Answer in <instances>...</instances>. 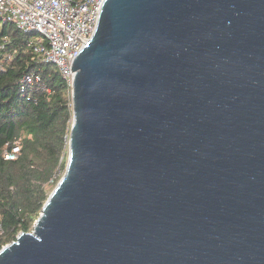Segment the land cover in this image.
I'll use <instances>...</instances> for the list:
<instances>
[{
    "label": "water",
    "instance_id": "obj_1",
    "mask_svg": "<svg viewBox=\"0 0 264 264\" xmlns=\"http://www.w3.org/2000/svg\"><path fill=\"white\" fill-rule=\"evenodd\" d=\"M73 70L66 170L0 264H264V0H105Z\"/></svg>",
    "mask_w": 264,
    "mask_h": 264
},
{
    "label": "trees",
    "instance_id": "obj_2",
    "mask_svg": "<svg viewBox=\"0 0 264 264\" xmlns=\"http://www.w3.org/2000/svg\"><path fill=\"white\" fill-rule=\"evenodd\" d=\"M29 37L0 21V250L33 230L68 160L71 85L34 52ZM33 73L39 82L27 80ZM16 144L18 157L7 159Z\"/></svg>",
    "mask_w": 264,
    "mask_h": 264
},
{
    "label": "built area",
    "instance_id": "obj_3",
    "mask_svg": "<svg viewBox=\"0 0 264 264\" xmlns=\"http://www.w3.org/2000/svg\"><path fill=\"white\" fill-rule=\"evenodd\" d=\"M104 1L0 0V21L15 23L28 34V45L41 59L57 66L71 85L74 59L94 33ZM35 34L42 36L32 39ZM27 80L39 82L40 75L33 73ZM20 149L14 145L6 158L16 159Z\"/></svg>",
    "mask_w": 264,
    "mask_h": 264
},
{
    "label": "rangeland",
    "instance_id": "obj_4",
    "mask_svg": "<svg viewBox=\"0 0 264 264\" xmlns=\"http://www.w3.org/2000/svg\"><path fill=\"white\" fill-rule=\"evenodd\" d=\"M42 35L41 34H35L33 36H31L32 39H39ZM64 172L61 171V176H63ZM57 186V185H56Z\"/></svg>",
    "mask_w": 264,
    "mask_h": 264
}]
</instances>
